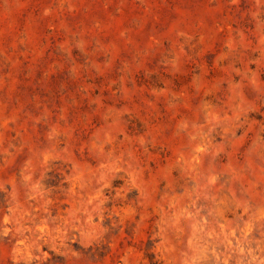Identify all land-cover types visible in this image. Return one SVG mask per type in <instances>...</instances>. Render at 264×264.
Returning <instances> with one entry per match:
<instances>
[{
  "label": "rangeland",
  "instance_id": "1",
  "mask_svg": "<svg viewBox=\"0 0 264 264\" xmlns=\"http://www.w3.org/2000/svg\"><path fill=\"white\" fill-rule=\"evenodd\" d=\"M0 264H264V0H0Z\"/></svg>",
  "mask_w": 264,
  "mask_h": 264
}]
</instances>
